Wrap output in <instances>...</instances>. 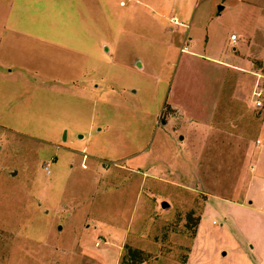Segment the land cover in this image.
Masks as SVG:
<instances>
[{
	"label": "rangeland",
	"instance_id": "rangeland-1",
	"mask_svg": "<svg viewBox=\"0 0 264 264\" xmlns=\"http://www.w3.org/2000/svg\"><path fill=\"white\" fill-rule=\"evenodd\" d=\"M257 82L264 0H0V264H264Z\"/></svg>",
	"mask_w": 264,
	"mask_h": 264
},
{
	"label": "built area",
	"instance_id": "built-area-1",
	"mask_svg": "<svg viewBox=\"0 0 264 264\" xmlns=\"http://www.w3.org/2000/svg\"><path fill=\"white\" fill-rule=\"evenodd\" d=\"M174 24H178L177 20L174 18L173 20ZM229 40L234 43L236 41V35L232 34L229 36ZM186 50V47L181 49V52H184ZM251 100L253 103V106L257 110H263L264 109V87L259 84L258 82L255 84L252 92H251ZM45 172L47 175L50 174V166L45 167Z\"/></svg>",
	"mask_w": 264,
	"mask_h": 264
},
{
	"label": "crops",
	"instance_id": "crops-1",
	"mask_svg": "<svg viewBox=\"0 0 264 264\" xmlns=\"http://www.w3.org/2000/svg\"><path fill=\"white\" fill-rule=\"evenodd\" d=\"M233 32H231L230 34H232ZM229 36L230 35H226L224 38H223V40H222V54H224L225 56H226V52H227V50L229 49V48H231V50H232V54H231V57H229V58H231L232 60H233V62H224V60H223V62L221 61V56H222V54H220L218 57L219 58H215V60L214 61H216L217 63H219V64H224L225 66H227V67H232V68H234V69H237V70H239V69H241L240 67V65H241V62H240V59L238 58L239 56H237L236 54H237V48H236V45H235V43H232L230 40H229ZM238 36H240V35H238ZM241 37V36H240ZM231 63H233V64H231ZM240 87V86H239ZM237 92H239V90L237 91ZM236 92V93H237Z\"/></svg>",
	"mask_w": 264,
	"mask_h": 264
},
{
	"label": "water",
	"instance_id": "water-1",
	"mask_svg": "<svg viewBox=\"0 0 264 264\" xmlns=\"http://www.w3.org/2000/svg\"><path fill=\"white\" fill-rule=\"evenodd\" d=\"M222 10V7H219V11H221ZM161 207L163 208V209H167L168 207H169V205L166 203V202H163L162 204H161Z\"/></svg>",
	"mask_w": 264,
	"mask_h": 264
},
{
	"label": "trees",
	"instance_id": "trees-1",
	"mask_svg": "<svg viewBox=\"0 0 264 264\" xmlns=\"http://www.w3.org/2000/svg\"><path fill=\"white\" fill-rule=\"evenodd\" d=\"M135 252V251H132V253ZM137 253V252H136Z\"/></svg>",
	"mask_w": 264,
	"mask_h": 264
}]
</instances>
